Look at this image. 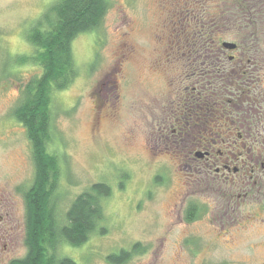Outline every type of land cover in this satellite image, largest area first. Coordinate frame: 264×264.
I'll list each match as a JSON object with an SVG mask.
<instances>
[{
  "label": "rangeland",
  "instance_id": "374dc122",
  "mask_svg": "<svg viewBox=\"0 0 264 264\" xmlns=\"http://www.w3.org/2000/svg\"><path fill=\"white\" fill-rule=\"evenodd\" d=\"M53 1L0 0L3 255L25 253L23 191L34 170L25 127L12 109L24 84L40 69L29 62L18 64V55L32 53L25 33ZM225 2L109 0L98 28L72 41L78 74L67 88L52 94L48 150L60 164L52 199L63 215L94 182L108 184L111 193L101 199L103 233H93L77 247L61 245L59 255L70 256L75 264H111L109 254L117 256L120 249L139 243L143 251L131 253L122 264H264V177L257 184L260 191L255 188L234 211L223 209V197L214 191L189 190L181 199L180 173L189 172H182L179 159L166 150L159 129L168 101L179 94L184 58L200 53L199 43L190 50L189 44L177 46L178 32L193 25V18L218 27L224 40L244 39L248 56L264 65V8L250 19H239L241 15L225 11ZM260 82L264 89V66ZM260 147L264 153V143ZM190 199L201 206L194 221L184 218Z\"/></svg>",
  "mask_w": 264,
  "mask_h": 264
},
{
  "label": "trees",
  "instance_id": "16d2710c",
  "mask_svg": "<svg viewBox=\"0 0 264 264\" xmlns=\"http://www.w3.org/2000/svg\"><path fill=\"white\" fill-rule=\"evenodd\" d=\"M263 3L264 0H226L224 9L230 16L250 19L264 8ZM108 8L109 0H54L25 33L33 51L29 55H18V64L29 62L40 72L24 84L22 95L12 109V116L25 127L34 167L31 184L23 191L27 254L16 264H75L70 256L58 254L59 247L64 244L77 247L93 233H103L101 199L111 193L109 185L92 183L74 197L63 215H58L52 197L60 164L58 156L48 150V143L52 138V94L67 88L78 74L72 41L78 34L95 31ZM214 21L211 23L215 24ZM192 22L193 25L181 32L185 38L178 32L177 46L189 44L190 50L199 43L198 49L206 57L210 42H221L224 35L219 33L218 27L200 22L197 17ZM254 32L253 28L252 34ZM234 38V42L243 41ZM189 50L186 47L184 52ZM139 245L135 243L131 250L120 249L117 256L109 254L107 259L111 264L123 263L131 253L143 251Z\"/></svg>",
  "mask_w": 264,
  "mask_h": 264
},
{
  "label": "flooded vegetation",
  "instance_id": "af4514ba",
  "mask_svg": "<svg viewBox=\"0 0 264 264\" xmlns=\"http://www.w3.org/2000/svg\"><path fill=\"white\" fill-rule=\"evenodd\" d=\"M224 42L234 47H225ZM246 43L244 39H222L210 42L206 57L200 51L199 56L184 58L177 80L179 94L168 101L167 115L159 127L166 150L179 159L182 172H189L180 173L181 199L189 190L195 194L214 191L223 197L221 207L234 211L255 188L256 193L260 191L257 184L264 177L260 147L264 143V89L260 82L264 65L248 56ZM184 207L186 221L198 218V201L190 199ZM202 210L207 211V206ZM3 252L0 264H16L27 254V250L21 256Z\"/></svg>",
  "mask_w": 264,
  "mask_h": 264
},
{
  "label": "water",
  "instance_id": "95a60500",
  "mask_svg": "<svg viewBox=\"0 0 264 264\" xmlns=\"http://www.w3.org/2000/svg\"><path fill=\"white\" fill-rule=\"evenodd\" d=\"M223 45H224L225 47H230V48L234 47V44H232V43H230V42H224Z\"/></svg>",
  "mask_w": 264,
  "mask_h": 264
}]
</instances>
